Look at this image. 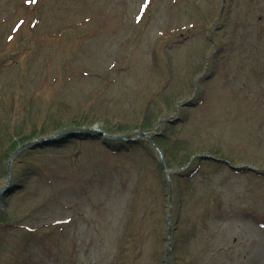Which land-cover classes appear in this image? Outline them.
I'll list each match as a JSON object with an SVG mask.
<instances>
[{
    "label": "rangeland",
    "instance_id": "374dc122",
    "mask_svg": "<svg viewBox=\"0 0 264 264\" xmlns=\"http://www.w3.org/2000/svg\"><path fill=\"white\" fill-rule=\"evenodd\" d=\"M254 232L264 0H0V264H254Z\"/></svg>",
    "mask_w": 264,
    "mask_h": 264
},
{
    "label": "bare ground",
    "instance_id": "6f19581e",
    "mask_svg": "<svg viewBox=\"0 0 264 264\" xmlns=\"http://www.w3.org/2000/svg\"><path fill=\"white\" fill-rule=\"evenodd\" d=\"M240 214H237L236 217H238ZM255 235V236H254ZM254 235L251 237L248 236L249 241H252L253 239H257V247L256 251L252 252V254L249 255V259H251L252 263L254 264H262V258L264 259V239L258 238V235L256 232H254ZM237 241H240L239 238H237ZM214 243H219V240L216 239L213 241ZM212 250L215 254H219V249L215 245L212 244V247L209 249Z\"/></svg>",
    "mask_w": 264,
    "mask_h": 264
}]
</instances>
